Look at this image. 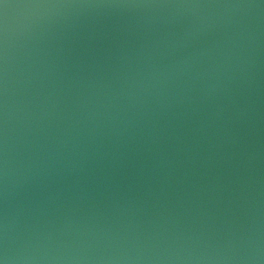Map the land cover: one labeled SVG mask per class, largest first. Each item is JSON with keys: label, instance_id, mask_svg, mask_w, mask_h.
<instances>
[{"label": "water", "instance_id": "water-1", "mask_svg": "<svg viewBox=\"0 0 264 264\" xmlns=\"http://www.w3.org/2000/svg\"><path fill=\"white\" fill-rule=\"evenodd\" d=\"M0 264H264V0H0Z\"/></svg>", "mask_w": 264, "mask_h": 264}]
</instances>
